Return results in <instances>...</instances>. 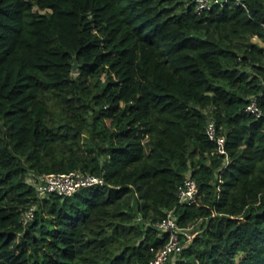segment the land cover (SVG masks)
<instances>
[{"label":"trees","instance_id":"obj_1","mask_svg":"<svg viewBox=\"0 0 264 264\" xmlns=\"http://www.w3.org/2000/svg\"><path fill=\"white\" fill-rule=\"evenodd\" d=\"M241 3L0 0V264H149L172 208L193 239L170 264H264V0ZM76 170L105 184L28 180Z\"/></svg>","mask_w":264,"mask_h":264},{"label":"built area","instance_id":"obj_2","mask_svg":"<svg viewBox=\"0 0 264 264\" xmlns=\"http://www.w3.org/2000/svg\"><path fill=\"white\" fill-rule=\"evenodd\" d=\"M221 0H195L194 12L201 16L207 10L211 9L214 4ZM237 5H243L241 0H235ZM264 85V80H263ZM245 112L259 118L262 116V110L258 104L257 97H251L245 108ZM206 116V135L218 145L220 152L224 145L225 139L218 135L213 118V109L203 110ZM28 180L39 197H45L48 194H57L61 197H72L84 188L94 186H103L105 184L102 176L94 174H85L79 171H73L68 174H42L29 175ZM178 205L199 207L200 202L197 195L196 182L189 175L185 177L183 183L177 189ZM35 206H31L25 216L24 222H29L34 218ZM155 226L160 231L162 238H166V243L162 249L157 251L149 264H170L186 245H189L193 239L191 233L192 227L183 228L178 225V216L176 209L172 208L164 212L163 218ZM184 240V241H183Z\"/></svg>","mask_w":264,"mask_h":264},{"label":"rangeland","instance_id":"obj_3","mask_svg":"<svg viewBox=\"0 0 264 264\" xmlns=\"http://www.w3.org/2000/svg\"><path fill=\"white\" fill-rule=\"evenodd\" d=\"M252 41H254V42H259V44H261V46H264V44H263L262 42L258 41V40L255 39V38H253ZM227 62H228V64H229L230 66H233V65H234V62H233V61L228 60Z\"/></svg>","mask_w":264,"mask_h":264},{"label":"water","instance_id":"obj_4","mask_svg":"<svg viewBox=\"0 0 264 264\" xmlns=\"http://www.w3.org/2000/svg\"><path fill=\"white\" fill-rule=\"evenodd\" d=\"M72 69H73V71H75L77 69V61H76V59H74V63H73Z\"/></svg>","mask_w":264,"mask_h":264}]
</instances>
